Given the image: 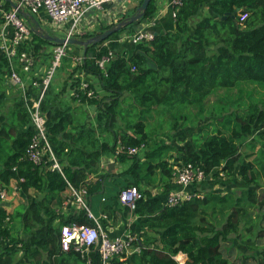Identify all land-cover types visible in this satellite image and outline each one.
<instances>
[{"label": "trees", "instance_id": "1", "mask_svg": "<svg viewBox=\"0 0 264 264\" xmlns=\"http://www.w3.org/2000/svg\"><path fill=\"white\" fill-rule=\"evenodd\" d=\"M143 1L117 22L101 25L80 39H90L132 16ZM11 10L10 2L0 0V36L4 13ZM245 13L248 17L241 23ZM156 15V0H152L140 21L117 34L150 23ZM112 37L90 45L83 64L74 65L71 58L67 78L59 87L51 84L41 101L47 139L62 173L29 159L30 152L42 149L31 147L39 134L31 110L41 94L34 82L41 83L42 77L35 73L36 60L30 70L20 62L24 52L36 59L46 54L45 48L58 44L31 32V40L19 45L18 57L11 60L0 49V190L9 198L15 193L19 200L9 210L0 199V264H87L81 253L61 248L64 225H94L86 211L62 212L64 202L73 198L71 187L87 190L92 212L94 198L100 197L104 213L112 217L115 203L121 205L119 193L133 186L144 195L133 214L136 220L127 227L139 252L115 257L112 264H123L122 257L127 264H179L174 257L180 252L187 255L186 264H264V100L248 94L242 102L246 89L254 93V85L264 87V0H184L174 30L156 35L151 43L137 44L133 52L119 53L109 43ZM110 52L113 55L103 71L93 56L101 60ZM13 70L24 88L9 82ZM82 72L96 82L83 88ZM221 90L229 94L235 90L239 98L227 95L218 104V113L215 107L207 114L209 97ZM66 96L79 106H72ZM83 106L97 110L100 131L87 126ZM161 107L178 108L170 131L179 133L196 125L182 111L189 107L197 110V118L209 119L203 130L213 126V133L195 137L181 133L180 145L171 147L175 153L159 162H143V170L139 159L143 150V160L151 161L165 148L154 147L158 142L152 141L145 123L147 114ZM118 118L125 122L119 128ZM180 121L190 126L182 128ZM129 148L137 153L130 154ZM105 156L128 168L120 174L102 171ZM188 164L203 170L206 178L189 188L196 194L192 200L168 207L174 167ZM157 171L164 184L161 194L141 186ZM219 182L225 191L232 183L238 188L220 193L213 189ZM123 213L129 220L130 210L124 207ZM236 246L241 249L233 258ZM20 254L29 261L24 262ZM90 256L91 264L101 263L96 251Z\"/></svg>", "mask_w": 264, "mask_h": 264}, {"label": "built area", "instance_id": "2", "mask_svg": "<svg viewBox=\"0 0 264 264\" xmlns=\"http://www.w3.org/2000/svg\"><path fill=\"white\" fill-rule=\"evenodd\" d=\"M19 9L37 14L40 11H46L50 16L54 24H58L61 28L67 30V39L79 38L86 35V32L82 28L83 20L87 17V14L92 11H103L107 5H112L118 2H124L128 0H13ZM173 17L176 20L177 13L184 5V0H171ZM6 22L4 27L11 24L13 25L14 38L11 45L6 43L5 39L0 37V49L4 50L8 57L12 60L18 57V48L23 42L31 35L30 27L28 26L26 19L20 15L18 9L12 8L10 12L4 13ZM248 17V14H242L240 16V22H244ZM155 19V18H154ZM154 20L148 25H153ZM66 26V27H65ZM155 35L145 28L135 32L130 36L132 42L137 45L141 42L151 43L155 39ZM110 43V42H109ZM69 47L68 44L58 45L54 51L51 67L47 71L46 75L42 77V82H34V85L41 87L40 98L33 104V110H31L32 120L37 128L39 134L35 137V143L32 144V148H37L40 145L42 149H36L30 152L29 159L36 164H45L52 171H58L62 173V166L51 147L47 139L46 134V116L40 111L41 101L44 98L49 86L51 85L53 76L57 68L61 65V62L66 55V50ZM113 53L110 52L109 56L103 57L101 60H96L98 68L105 71L106 63L112 57ZM83 57L76 56L73 61L76 64H83ZM20 62L24 63L25 70H30L35 63V58L27 53H22ZM133 71L137 68L133 67ZM10 81L14 85H20L24 88L23 83L20 80L19 75L15 70L12 71ZM83 88H87L89 85H82ZM93 92H89V96H92ZM123 150V148L121 149ZM130 154H136V148H129ZM113 161L116 158L113 157ZM173 180L179 187L176 191L170 193L167 198L166 206L175 207L179 204L192 200L196 194L192 193L189 188L193 184H199L206 178L205 173L200 168H195L192 164L184 165L182 167L175 166ZM73 191V198L64 202L62 210H67L72 207L77 211H86L88 218L94 222L93 226L82 225L76 222L64 225L61 232V248L65 252L75 251L81 253V255L87 259L88 264L92 263L90 253L96 251L102 260L100 264H112L111 261L118 256H131L133 252V241L135 237L132 236L131 230L128 228L127 233L124 236L111 238L101 225L100 219H97L90 207L88 200V193L86 189H76L71 187ZM7 192L0 190V199L3 202H8L9 197ZM199 197H202L201 195ZM144 198V195L137 187H128L123 189L119 193V201L121 205L130 210V218L128 226H131L136 220L133 215L137 209L138 202ZM103 219L107 218V215L102 216ZM131 254V255H130ZM175 260L179 264H186L187 255L180 252L175 257ZM126 257H122L123 264H127Z\"/></svg>", "mask_w": 264, "mask_h": 264}, {"label": "crops", "instance_id": "3", "mask_svg": "<svg viewBox=\"0 0 264 264\" xmlns=\"http://www.w3.org/2000/svg\"><path fill=\"white\" fill-rule=\"evenodd\" d=\"M140 2H141V0H128V1H124V2H118V3L112 4V5H107L103 11H92V12L87 14L86 18H84L82 28L87 34V33H91V31H93V29H95L97 25H100V26L101 25H112L113 23L117 22L122 17V15L129 13V11H131L133 8L138 6L140 4ZM156 4H157V15L154 19L153 25L142 24L140 29H136L135 31H133V30L126 31L125 34L124 33H122L123 35L120 34L119 38H118V35L117 36L115 35V37L110 41V43L115 44V47L119 51V53H122V52L127 51V50L130 52H133L136 45L132 42L130 36H132L135 32H137L143 28L151 31L155 36L158 34H163V33L170 32V31L174 30L175 19L173 17L171 0H156ZM30 14L38 21L41 28L45 32H47L48 34H50L52 36L60 37L59 35H57V33H62L63 36H61L60 38L66 37L67 30H65V28H63V27L61 28V26L58 24H54L46 11L42 10L37 14H32L30 12ZM26 22H27L29 27L33 26L32 22H29L28 20H26ZM1 30H2V32H1L2 34L0 37L4 38L6 43H9V45H11L12 40L14 38V31H15L13 25L9 24L5 27L2 26ZM97 30H95V31H97ZM121 36H122V38H120ZM30 40H31V38L29 37L27 39V42ZM56 47H54L53 53L51 54V56L47 55V54H49L50 48H45L42 51V52H46V54H43V56H36L35 60H36L37 66H38V70H36L35 73L38 77H43L45 75V72H47L48 69L50 68L48 61H50V63H52L54 51H55ZM80 51H81V54H84V52H85L83 50H80ZM92 53L95 56V52L93 51ZM74 54H75L74 57L79 56L76 52H74ZM94 56H93V59H94L95 64H96L97 59H95ZM82 57H84V55H82ZM79 74H82V76L89 81L91 79V81L96 82V80H95V78H93V76L87 75V77H86V75L83 72L79 73ZM9 82H11L10 79H9ZM65 99H66V101L70 102V97L68 98V96H66ZM70 104H72V106H74L75 108H77L79 106V104H77V103L70 102ZM82 110L87 111V112H91L90 106H83ZM87 121H88V117H87L86 122H85L86 124L88 123ZM102 141H103V138H99V143ZM109 162L113 163L112 164L113 166L111 165L108 167L106 165V163H109ZM109 168L111 171L109 170ZM127 168H128L127 164H121L118 161L114 162L113 158L106 157V156L102 158V161H101L102 171L104 170V171H110L112 173L120 174ZM91 176L94 180L95 176L94 175H91ZM119 181L122 182L123 180L121 179ZM171 183H172L170 185L171 191L169 192V194L176 191L177 189H179V187L174 183V180H171ZM141 186L144 189L150 190L153 194H161L164 190V184H163L160 172L157 171L151 177L146 178L144 180V182L141 183ZM88 200H89L90 207H91V200L90 199H88ZM96 202H97V204L95 206L96 207L95 208L96 214H94V216L97 219H100L101 225L104 228V230L106 231V233L111 238L124 236L127 233V229H128L127 227H128V223H129V220L125 218L124 213H123L124 206L123 205L119 206V204L116 202L114 207L117 208V210L112 217H109V215L107 213H104V210H103L104 201H102V199L100 197H97ZM121 206H122V209H121ZM73 211L79 212L77 210H74L72 207H70L69 209L64 210L62 212H66V214H69ZM103 215H107V218L103 219L102 218ZM16 233H17V231L15 229L14 235H16ZM20 234H22V236H23V233H20ZM137 250H139V248H137V247L133 248V251H137ZM133 254H134V252H133ZM19 256L21 257L22 260L25 259L23 257V254H20ZM28 261L29 260H26V261L24 260V262H28ZM87 264H88V262H87Z\"/></svg>", "mask_w": 264, "mask_h": 264}, {"label": "rangeland", "instance_id": "4", "mask_svg": "<svg viewBox=\"0 0 264 264\" xmlns=\"http://www.w3.org/2000/svg\"><path fill=\"white\" fill-rule=\"evenodd\" d=\"M99 27H100V25H97L96 28L93 29V31H91V32H95V30H97ZM140 28H141V26L138 27V28H134L133 30L140 29ZM125 32H123V33L125 34ZM57 35H59L60 37L63 36L62 33H57ZM117 35H118V38H119V35L120 34H117ZM121 35H123V34H121ZM114 37H112L110 39V41ZM120 38H122V36ZM53 49H54V47L53 48H50L49 49V54H47V55L51 56V54L53 53ZM80 50L81 49H78V48H71V47H68L67 48L66 55L64 56V58H63V60L61 62V65L57 68V70L55 72V75L53 76V79H52V82H51V84L53 86H58L59 87L62 84V81H63L64 77H66L67 74H68V72L70 70H72L70 68L71 67V64L69 62H71V58H72V61H73V57L75 56L74 52H76L79 55V57H81L82 55H84V54H81V51ZM92 52H93V50H92ZM48 64L51 66L50 61H48ZM74 65H76V64L74 63ZM46 73L47 72H45V74ZM86 77H87V75H86ZM90 82H92L91 79L89 81V80H87L86 78L83 77L82 85L83 84L84 85H89ZM254 86H255V92L254 93L249 92L248 89L245 90V95H242V97H243V101L242 102H246L248 100V96L249 95L251 97L255 98V99H258L259 98V99H263L264 100V87L258 86V85H254ZM12 89L15 90V91L17 90L15 88H12ZM231 94H229V93L224 92V91L221 90V91H219L217 93V95H213V96L209 97V106H210V108L207 107L208 110H207L206 113L208 114L209 111L212 110V109H214L215 107H216V111L218 113V104L221 105L222 98L223 99H227L228 98L227 95H230L229 97H231L232 99L239 98V95H237L235 93V90L234 91L232 90ZM123 107L124 108H127L128 107V104H124ZM90 109H91V112H88L89 114H88V121H87L88 123H87V126L89 128L97 129V121H96L97 110L95 109L96 110L95 111L92 107H90ZM182 111L185 114H187L191 120H195V122H197V123H194V124H196L195 126L187 127V126H190V125H187L188 122H186V121H184V122L183 121H180V122L184 123V125H183L182 128H186V127L187 128L185 130H183V132H179V133H177L176 131L173 132V131H170L169 130V126L172 123L175 122V120H174L173 117H174L175 114H177L178 108L175 109V110H169V109L167 110L166 108H162V107L159 108V109L158 108H155L151 113H148L147 114L148 116L146 117V122H145L147 124L146 132L148 134H151L152 141L154 140V141L158 142V145H155L154 147L165 146V148H163V150H159L158 151L159 154L156 155V157H154L155 160H151V161L150 160L149 161L148 160H143L144 152H146V150H143V152L139 155V159L142 162L141 163L142 164V167L141 168L143 170H145V168H146V165L143 162H151V163L159 162L160 160H165V159L169 158L170 155H172L173 153H175V150L173 148H171V147L172 146L174 147V146L180 145V142L178 141V135H180L181 133H184L187 137H193V136L195 137L196 134H199V133L200 134L203 133V135H209V134H212L213 133L212 132L213 129H214L213 126L212 127H206L205 130H203L206 122H208L209 119H205V118H203V116L197 118V116H195L196 113H197V110L195 108H189V107L188 108H183ZM129 118L130 117H127V119H129ZM212 121H214V120H212ZM124 124H125V122L121 118H118V128L120 126L124 125ZM98 131H100V129ZM99 138H102V136L100 134L98 135V139ZM161 149H162V147H161ZM112 164L113 163H110V162L109 163H106V165L108 167L111 166ZM110 168H109V170H110ZM110 171H107V172H110ZM233 184H235V183H232V185H230V188L231 189H228L227 191H231L232 192V190H236L238 188V186H235L234 187ZM238 184H239V182H238ZM213 189L215 191L220 192V193L227 192V191H225L226 190V186H223L222 185V182L221 183L219 182V183L215 184V186H213ZM207 190H211V189H207ZM32 194L34 195V192H32ZM18 201H19L18 200V196H15V193H14L9 198L8 202H5L4 204H5V206L9 210H11L15 205H18ZM96 201H97V197L94 198V203H93V212L95 214H96V209H95L96 207L95 206L97 204ZM241 246H236V250H234V252H233V255H234L233 258H236L237 257L236 255L239 254V252H240L239 250L241 249Z\"/></svg>", "mask_w": 264, "mask_h": 264}, {"label": "water", "instance_id": "5", "mask_svg": "<svg viewBox=\"0 0 264 264\" xmlns=\"http://www.w3.org/2000/svg\"><path fill=\"white\" fill-rule=\"evenodd\" d=\"M6 1L10 2L12 8L18 9L21 16H23L29 22H32L33 26H30L31 32L41 36L42 38H44L48 41L55 43V44H58V45H64V44L77 45L79 47H82L84 49V51L87 52L90 45H97L99 43H102V42L108 40L113 35L120 32L123 28L128 27V26L140 21L144 17V15H145V13H146V11H147L152 0H144L143 4L137 9L135 14L124 19L123 21L116 23L115 25H113L108 30H106L102 33H99L96 36H94L90 39H87V40H82V39H78V38L67 39V38H60V37L52 36V35L48 34L47 32H45L41 28L38 21L30 13H28L22 9H19L13 0H6Z\"/></svg>", "mask_w": 264, "mask_h": 264}, {"label": "clouds", "instance_id": "6", "mask_svg": "<svg viewBox=\"0 0 264 264\" xmlns=\"http://www.w3.org/2000/svg\"><path fill=\"white\" fill-rule=\"evenodd\" d=\"M78 39H80V37H79ZM50 67H51V66H50ZM48 70H49V69H48ZM45 75H46V74H45ZM45 75H44V76H45Z\"/></svg>", "mask_w": 264, "mask_h": 264}]
</instances>
